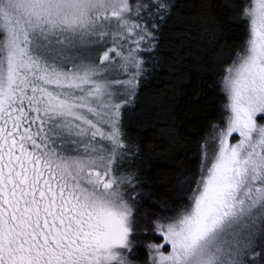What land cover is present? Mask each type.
<instances>
[{"label":"snow or ice","instance_id":"obj_1","mask_svg":"<svg viewBox=\"0 0 264 264\" xmlns=\"http://www.w3.org/2000/svg\"><path fill=\"white\" fill-rule=\"evenodd\" d=\"M202 7L212 46L223 33ZM215 7L247 29L231 64L225 42L206 68L227 102L198 170L178 172L160 205L170 214L145 211L141 233V201L156 204L142 173L160 158L125 117L161 64L175 0H0V264H264V0ZM110 35L119 51L99 55ZM149 231L163 243L141 261Z\"/></svg>","mask_w":264,"mask_h":264},{"label":"trees","instance_id":"obj_2","mask_svg":"<svg viewBox=\"0 0 264 264\" xmlns=\"http://www.w3.org/2000/svg\"><path fill=\"white\" fill-rule=\"evenodd\" d=\"M129 2L135 3L137 0ZM175 3L173 15L160 34L158 55L161 64L142 85L134 109L125 117L128 135L139 143L145 156L160 158L159 163L146 167L142 173L148 181L145 190H151V200L156 204L150 200L141 201L138 213L141 224L138 231L141 233L145 221L140 217L145 211L150 216L170 214L160 205L165 201L169 205L172 203L176 195L174 186L178 172L198 170L197 146L206 131L205 125L218 121L223 104L227 102L217 83L218 77L206 70L213 67L211 58L220 52L221 45L226 42V62L223 65L226 68L247 39L245 25H231L229 14H221L220 9L215 7L223 0H175ZM204 4L214 6L211 15L218 17L216 24L223 33L218 43L212 46L202 41V25L209 14L202 7ZM111 41L110 35L109 43L100 51L116 46ZM257 122L264 124V120ZM170 131H174L177 138L174 147L169 138ZM238 140V134L230 138L231 143ZM138 240L141 261L145 258L143 245L163 243V238L154 237L151 231L147 237L139 236Z\"/></svg>","mask_w":264,"mask_h":264},{"label":"rangeland","instance_id":"obj_3","mask_svg":"<svg viewBox=\"0 0 264 264\" xmlns=\"http://www.w3.org/2000/svg\"><path fill=\"white\" fill-rule=\"evenodd\" d=\"M111 48L114 49V51H113L114 54L111 53L110 56H113V57H114V56H115V51H117V47H116V46H112ZM102 54H103V51H100V52H99V55H102ZM169 250H170V249H169Z\"/></svg>","mask_w":264,"mask_h":264}]
</instances>
